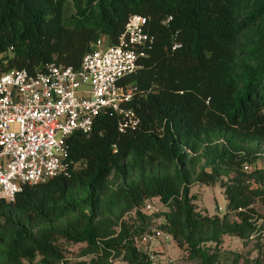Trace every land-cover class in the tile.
Here are the masks:
<instances>
[{
    "label": "trees",
    "instance_id": "obj_1",
    "mask_svg": "<svg viewBox=\"0 0 264 264\" xmlns=\"http://www.w3.org/2000/svg\"><path fill=\"white\" fill-rule=\"evenodd\" d=\"M134 12L154 35L125 77L142 92L130 102L139 125L119 131L116 112L98 114L89 132L67 138L69 175L0 202V264H59L62 240L90 254L72 264H111L119 255L151 264L135 238L152 231L158 214V226L196 264L216 263L224 234L247 243L264 229L253 205L264 184L252 183L264 180V167L248 170L264 145V0H0V68L79 66L101 34L114 43ZM193 182H219L225 212L197 209ZM152 198L166 208L141 210ZM242 261L261 264L259 256Z\"/></svg>",
    "mask_w": 264,
    "mask_h": 264
},
{
    "label": "built area",
    "instance_id": "obj_2",
    "mask_svg": "<svg viewBox=\"0 0 264 264\" xmlns=\"http://www.w3.org/2000/svg\"><path fill=\"white\" fill-rule=\"evenodd\" d=\"M169 19L171 15L161 22ZM153 43L147 16L134 12L114 43L98 37L79 66L47 61L35 71L0 68V202L13 201L27 184L69 175L67 138L75 130L89 132L98 114L116 112L119 131L139 125L130 102L142 92L125 77L141 66ZM179 45L175 41L172 47ZM1 61H7L2 52ZM152 199L141 210L157 211ZM158 234L143 238L156 239Z\"/></svg>",
    "mask_w": 264,
    "mask_h": 264
},
{
    "label": "rangeland",
    "instance_id": "obj_3",
    "mask_svg": "<svg viewBox=\"0 0 264 264\" xmlns=\"http://www.w3.org/2000/svg\"><path fill=\"white\" fill-rule=\"evenodd\" d=\"M99 38H101L103 43H108L109 41L108 37L103 34H101ZM262 148L263 149H261L258 157L252 162V165H249L248 170L252 169L254 166L260 168L264 167V145ZM260 182L264 184V180H254L252 183L253 186H256ZM191 191L197 194V198L195 199L197 209L210 214L215 212L222 214L225 212L227 199L224 195L223 187L219 182H216L215 184L193 182L191 184ZM151 201L157 208L158 212L166 208V205L157 198H153ZM253 205L260 213H263L264 197H257ZM144 212L148 214L154 213V211ZM132 213H134L133 209L126 214L128 215ZM125 217L127 216L125 215ZM151 220L152 231L146 232L142 234L141 237L135 238L137 246L149 254L151 264H196V259L189 257L187 251L183 247H180L168 232L158 226L163 220L162 214L153 215ZM261 220L262 218L260 217L257 223H260ZM158 231H160L161 234H158L160 236L156 239L145 240L143 238L147 233H158ZM166 233L169 234V237L167 238L164 237ZM62 243L65 248L64 258L59 264H72L78 259H87L90 256V254H81V248L84 246V243L82 242H67L62 240ZM209 250L212 251L211 248H209ZM237 253H240V258L238 260L239 264H244L242 261L243 255H248L249 258L259 256L261 264H264V229L261 232L259 230L253 232L247 240V243H243V240L239 236L224 234L222 242L218 248V256L215 264H228ZM109 260L111 261V264H129L122 258V255H119L116 258L111 256L109 257Z\"/></svg>",
    "mask_w": 264,
    "mask_h": 264
}]
</instances>
